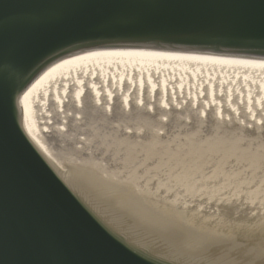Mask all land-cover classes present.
I'll return each instance as SVG.
<instances>
[{
    "label": "water",
    "instance_id": "95a60500",
    "mask_svg": "<svg viewBox=\"0 0 264 264\" xmlns=\"http://www.w3.org/2000/svg\"><path fill=\"white\" fill-rule=\"evenodd\" d=\"M104 49L264 60V0H0V264L216 263L226 245L204 240L211 254L186 255L202 245L167 238L174 231L146 222L128 194L121 207L123 183L79 177L27 135L23 91L56 61ZM241 176L245 191L258 182Z\"/></svg>",
    "mask_w": 264,
    "mask_h": 264
},
{
    "label": "bare ground",
    "instance_id": "6f19581e",
    "mask_svg": "<svg viewBox=\"0 0 264 264\" xmlns=\"http://www.w3.org/2000/svg\"><path fill=\"white\" fill-rule=\"evenodd\" d=\"M204 98L207 101L203 102ZM21 106L27 135L50 160L79 177L88 172L91 178L100 176L110 189L123 183L131 191L120 192L124 196L121 207L129 205L128 194L134 200L131 207L144 210L146 222L165 225L163 228L169 233L174 231L167 238L184 243L196 241L192 247L202 245L201 249L186 250V255L211 254L207 240L218 250L223 249L222 245L227 247L226 252H218L223 258L217 257L214 264H264V244H257L264 242V217L252 219L253 211H261L264 204L246 202L256 195L261 196L259 200L264 197L263 189L213 191L220 174L235 188L239 179L244 178L243 172L237 173L238 167L230 171V159L249 162L254 168L249 170L250 176L256 177L264 156L259 150L235 144L229 135L220 137L211 132L200 140L198 132L193 131L200 129L204 121L232 120L228 115L243 118L241 123H264V60L150 49L84 52L62 58L44 70L21 94ZM161 113H169V118L171 114L179 115L178 127L191 120L198 124L189 128L183 139L172 141L168 138L170 130L166 129L170 125L150 123L151 115ZM196 114L200 116L199 122ZM123 124L133 126L127 132L142 131L143 140L126 133ZM89 126L99 142L110 130L116 134V141L99 145L96 142L88 149L89 134L85 130ZM66 128V139L74 138L67 140L69 157L53 150L46 140L49 133L55 137L57 133L65 134ZM77 143L80 147H76ZM110 143L114 146L111 154L116 155L114 162L120 160L123 171L118 164L113 167L101 161L100 165L96 160L99 146L106 148ZM102 150L109 153V149ZM205 168L210 172L208 184L198 180ZM102 171L110 177L101 176ZM232 197L237 201H232ZM222 200L226 204L218 206ZM203 208L210 212L202 214ZM212 208H217L221 216ZM224 214L229 217L228 224L222 222ZM233 214L236 216L232 217ZM177 226L182 232L178 233ZM240 226L246 230H239Z\"/></svg>",
    "mask_w": 264,
    "mask_h": 264
},
{
    "label": "rangeland",
    "instance_id": "374dc122",
    "mask_svg": "<svg viewBox=\"0 0 264 264\" xmlns=\"http://www.w3.org/2000/svg\"><path fill=\"white\" fill-rule=\"evenodd\" d=\"M205 101H207V99L204 98L203 102H205ZM224 101L225 100L223 99V102ZM255 104L256 103L254 102V106H253V103H251V106L255 107ZM197 114H196V118L199 122L200 116ZM231 114L233 115V112ZM169 115H170L169 113H167V114L161 113L160 115H151L152 120L150 121V123L152 122V123L157 124V125H160L162 123L170 125V126H167V127H169V129L168 128H166V129L170 130V135L168 138L172 141L175 139H177V140L183 139L182 137L187 132L190 131L188 129L192 128L195 124H198L197 122H193L191 120L190 123L186 122L185 126L178 127L177 123L179 121L177 119H179L178 118L179 115L174 116L173 114H171L170 118H169ZM163 118H166L167 120L165 121ZM227 118H231L234 121H232V120H221V119L219 120L218 123H213L211 121H210L211 123H206L207 121L206 122L204 121V122H202V127L200 129L193 130V131L198 132V139H200V140L201 139L203 140L204 137L211 135V132L212 133H219L220 135H218V136H220V137L224 136V135H229V138L232 139V141L235 144L240 143L242 145V147L248 148L250 150L251 149L259 150L261 152L262 156H264V123H262V120H260V123L259 122L257 123V120H252V121L248 120L245 123H241L243 121V118H237V117L234 118L231 115L230 116L228 115ZM137 122L138 123H141V122L147 123V121H144V120H142L141 122H139V121H137ZM56 124H57V122H56ZM123 125L125 126L124 130L126 129L125 130L126 133L134 135L135 139L138 141L143 140V136H144L143 134L144 133L142 131H139L136 129V131L132 132L133 133L132 134L130 132H127V130L132 131L134 128L132 129L131 127H133V126L128 125V124H123ZM212 125H216V126L213 127ZM108 126H111V125H107V127ZM137 126H139V125L137 124ZM185 127H186V130H183V128H185ZM78 128L81 131L84 130V129H81L80 126H78ZM179 128H182L183 131H180ZM156 129H160V128H156ZM66 130L67 131L65 132V134H61V135L56 132L57 137H55L53 134L49 133L46 137V140L49 142L50 147H52V149L54 148L53 150H58V152L64 154L65 157H69L68 156L69 148H68L67 140H72L74 138H72V136H70L69 139H66L68 129L66 128ZM81 131H78V134ZM85 131H87L86 133L89 134V136H88L89 140L86 143L88 146H86V147L87 148L89 147L90 149H91V145H95L96 142H98V145H99L100 143H103L104 141H113V142L116 141V138H115L116 134L115 135L113 134V130L105 132V134L102 136L103 138L101 139L102 142H99L100 139H98L97 137L94 136L95 132L93 131V129L90 126L87 127V129ZM158 132L159 131H157V130L155 131L156 135L158 134ZM118 137H119V133L117 134V138ZM107 145L108 144H106V146ZM76 147H80V144L77 143ZM113 147H114L113 143H110L108 145V147H106V148L104 145L99 146V149L97 150L98 152L96 151L99 158H97L96 160H97L98 164H100V165H103V162H101V161H106L107 163H110L113 167H115L116 164H118V166L123 171L124 169L122 168V163H120V160H117L118 161L117 163L114 162L116 155L111 154V149ZM102 149H109V153H107L106 150H102ZM228 162L230 163L229 164L230 171H232L238 167L237 171H241V172H245V173L250 174L249 170H251L253 168L249 162L248 163H242L240 161L235 162L232 159H230ZM225 168L227 170V165H225ZM252 170L254 171V168ZM258 170H260V172H258L256 174V176H258V177H254V180L255 179H257V181L262 180L263 183L258 182L259 184H261L260 187H258V185L256 183H252L247 188V191H251L250 189H254L255 191H258L261 188L263 189L262 191H264V164H261ZM102 173L105 176H108L106 173H104V171H102ZM209 175H210L209 168H205L204 173H203V176H205V177H203V179L206 183H207V181H209V180H206V177H208ZM108 177H110V176H108ZM113 178H115V177H112L111 179H113ZM218 180H219L218 183L214 185L213 191H245L242 187L243 185L241 187L235 188L233 186L232 182H231V184L225 182L223 180V174L219 175ZM200 189H203V188L201 187ZM200 191H202V190H200ZM233 200H236V197H232V201ZM226 202H227L226 200L219 201L218 206H220L224 203L226 204ZM250 202H254V203H250ZM247 203L248 204H258V203L264 204V200L260 201L259 199H253V200H249ZM214 209L216 210L217 213H219L218 215H220L221 212H219V210H217V208H212V210H214ZM220 209H222V208H220ZM201 212H203L202 214H206V213H209L210 210H209V208H203ZM238 213H240V212H238ZM240 214H242V213H240ZM249 214H250V212H249ZM260 214L262 216L264 215V209H262L261 213H258V211H256V210L253 211V213H252L253 218H255L258 215L261 217ZM223 217H224V221H222V222L228 224L229 223L228 217L225 214Z\"/></svg>",
    "mask_w": 264,
    "mask_h": 264
}]
</instances>
